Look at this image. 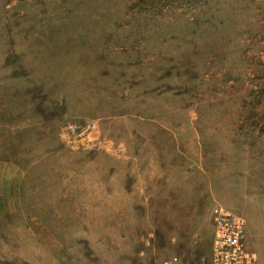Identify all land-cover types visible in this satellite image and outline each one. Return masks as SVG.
Returning <instances> with one entry per match:
<instances>
[{"label": "rangeland", "instance_id": "1", "mask_svg": "<svg viewBox=\"0 0 264 264\" xmlns=\"http://www.w3.org/2000/svg\"><path fill=\"white\" fill-rule=\"evenodd\" d=\"M264 264V0H0L3 264H197L213 211Z\"/></svg>", "mask_w": 264, "mask_h": 264}, {"label": "built area", "instance_id": "2", "mask_svg": "<svg viewBox=\"0 0 264 264\" xmlns=\"http://www.w3.org/2000/svg\"><path fill=\"white\" fill-rule=\"evenodd\" d=\"M213 240L211 257L202 259L197 264H258L256 252L246 240V219L223 206H216L213 211ZM170 259L166 264H175Z\"/></svg>", "mask_w": 264, "mask_h": 264}, {"label": "crops", "instance_id": "3", "mask_svg": "<svg viewBox=\"0 0 264 264\" xmlns=\"http://www.w3.org/2000/svg\"><path fill=\"white\" fill-rule=\"evenodd\" d=\"M2 260H4V258L3 257H0V264H3V263H1Z\"/></svg>", "mask_w": 264, "mask_h": 264}]
</instances>
